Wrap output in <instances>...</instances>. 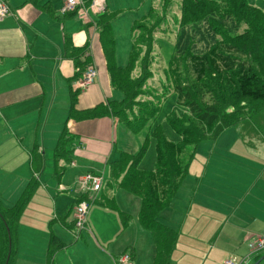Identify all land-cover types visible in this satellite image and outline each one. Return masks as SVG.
<instances>
[{"label":"crops","instance_id":"0c3cea01","mask_svg":"<svg viewBox=\"0 0 264 264\" xmlns=\"http://www.w3.org/2000/svg\"><path fill=\"white\" fill-rule=\"evenodd\" d=\"M2 1L10 7L11 15L0 20V199L11 207L32 177L39 180L40 186L13 236L14 261L48 264L50 240L55 236L65 246L49 262L61 264V254L68 253L72 241L89 238L97 249L102 248L90 225L76 238L74 208L84 191L71 196L61 176H51L62 131L67 127L75 137L70 167L108 166L119 160L123 151L137 153L147 131L138 133L142 144L136 150L128 147L127 140L137 148L139 138L111 114L70 119L72 107L79 115L124 97L113 86L111 59L98 25L100 16L84 21L76 14L64 15L60 9L65 0L58 4L51 0ZM105 7L104 12L109 9ZM116 35L114 32V60L125 68L131 47L126 46L127 58L126 52H117ZM87 59L96 65L99 75L89 88L76 92L73 103V79L80 63ZM260 114L264 120V111ZM117 126L123 134L121 142L116 139ZM250 132L262 133L263 137H250ZM34 148L39 150L42 166L37 173L32 168ZM180 188L174 198L182 192L187 199L182 205L177 201L171 204L168 222L163 220L180 233L169 264L177 248L186 255L183 264H223L234 253L248 257L255 238L264 235L263 121L250 119L247 125L225 129L216 140L202 141ZM65 198L69 206L60 205ZM70 209L72 218L70 214L64 219ZM54 221L59 225H52ZM131 252L134 262L136 249L131 248ZM112 256L116 263L117 256ZM154 256L155 250L151 264Z\"/></svg>","mask_w":264,"mask_h":264},{"label":"trees","instance_id":"16d2710c","mask_svg":"<svg viewBox=\"0 0 264 264\" xmlns=\"http://www.w3.org/2000/svg\"><path fill=\"white\" fill-rule=\"evenodd\" d=\"M92 1L85 2L89 5ZM163 3L162 11L166 16L171 4L174 10V1L161 0ZM155 10L151 5L148 14L142 19L140 26L146 28L143 34L150 30L149 25L153 26L150 21L154 20L152 15ZM179 11V15L175 13L174 21L180 33L173 42L174 49L165 69L176 96V104L189 111L187 122H178L175 117L169 120L167 115L172 128L180 135L179 142L169 140L161 125L152 127V121L160 111L161 101L168 93L164 84L161 90L157 86H148L152 76L150 64L156 57L153 54L155 50L148 55L149 44L146 39H140V44L131 47L127 66L118 67L114 60V31L105 12L98 15V25L111 59L109 70L113 86L124 97L107 105L101 104L84 114L78 115L73 107L70 112V119L78 120L111 114L134 134L147 131L142 148L137 153L123 151L119 160L111 163L110 171L119 179L118 185L123 190L137 194L142 199L138 219L140 225L149 230L153 237L155 256L152 264L170 263L180 233L162 222L160 216L164 209L170 207L182 186L198 145L205 140H216L229 127L243 124L246 120L243 115L264 111V10L248 0H223L221 4L214 0H181ZM69 14L77 15V11ZM155 20H160L158 27L161 30L160 26L165 20ZM190 28L192 31H189ZM155 31L152 34L158 33ZM154 40L152 38V42ZM144 53L146 55H141ZM139 61L140 69L139 66L137 68ZM90 64L93 63L88 59L81 62L80 71L73 80L81 77ZM139 70L141 73H135ZM143 90H148L146 96ZM78 91H71L73 99ZM156 94L159 95L158 99ZM142 97L147 99L148 107L146 110L141 108L137 115L134 107L139 106L137 102ZM137 116L141 119H137ZM151 137L155 139L156 166L153 170H141L139 163ZM74 140L75 137L65 127L54 154V174L57 178L72 161ZM32 168L35 173L42 170L38 148L32 152ZM39 186V180L32 177L13 206L6 207L0 200V264H17L13 256V236ZM84 199H89L88 192L82 193L77 202ZM105 203L119 213L123 226H128L131 215L113 201L110 203L105 200ZM71 210L64 219L70 215ZM64 246L55 236L51 237L48 264ZM263 255L264 252L258 254L255 261Z\"/></svg>","mask_w":264,"mask_h":264},{"label":"rangeland","instance_id":"374dc122","mask_svg":"<svg viewBox=\"0 0 264 264\" xmlns=\"http://www.w3.org/2000/svg\"><path fill=\"white\" fill-rule=\"evenodd\" d=\"M51 1H53L55 4H58L62 0ZM173 1L174 10L173 4H171L169 11H172H168L166 16L163 15L162 8L164 3L161 4V0H105V5L109 6V9L105 13L107 14L108 21L110 22L113 31L117 32V52H120L121 54L126 52L125 58H127L128 54L126 46L132 47L134 44H140V39H146V42H148V55H150V53L155 50L153 54H155L156 57L155 61L150 64L152 76L148 81V86H157L158 89L160 88V90L165 86L168 89V93L166 94L165 99L161 101L160 111L156 118L152 121V127L161 125L163 132L169 140L179 142L180 135L174 131L172 128V123L169 120H171V117H175L178 122H187L189 111L186 107L178 106L176 104V96L173 92L172 84L167 79L165 72L167 61L169 60L174 49L173 42L175 39H177V36L180 33V28L176 21H174V16L175 13L178 15L180 14L179 10L181 0ZM214 1L221 4L223 0ZM248 2L264 10V0H248ZM151 5L156 9L152 15L154 20L150 21L153 26L149 25V27H151L150 30H148L146 34H143L146 28H142L140 25H142V19L148 14ZM155 19L165 20V23L160 26L161 30H159L158 27L160 20ZM154 29H156L158 32L155 35L152 34ZM189 31H192L191 28ZM152 38L155 39L154 42H152ZM141 55H146V53ZM144 59H146L145 56ZM140 63L141 61L137 62V68L139 66V69L141 65ZM135 73L138 74L141 72L139 70V72L136 71ZM137 74L133 77H136ZM163 91H165V89ZM147 93L148 90H143L144 96H146ZM158 98L159 95L156 94V99ZM146 100L143 97L138 100L139 102H137V104L139 106L134 107V112L137 115L139 114V110L141 108L146 110V106L148 107ZM231 110L232 109H229V111ZM260 113L261 112L243 115L246 120L241 125H247L250 119H254V121L257 123H261L262 121L264 123ZM167 115L169 116V120ZM136 118L141 119V117L138 116ZM134 123H136V120ZM116 132V139L118 138L119 142H121L123 139V134L121 133L119 127ZM132 135L133 137H137L136 139L140 137L139 134ZM254 135H256L255 138H260L259 136L263 137L262 133L255 132H250L248 136L253 137ZM139 140L140 143L136 144V146H139L137 148L134 145H130L131 140H127L129 142L127 144L128 147L139 150L141 148L142 139L139 138ZM134 143L135 142H133V144ZM106 166H101L100 164H98V166H89L87 164H79L73 167L67 166L61 175L60 181L69 189L68 193H70L71 196L84 189L82 178L87 174H96L102 178L101 191L98 194L94 192L88 193V198L92 202L93 206L89 210V223H87V225L91 226L99 238L100 244L102 246V248H98L100 253L95 247L93 240H90L89 238H83L76 242L72 241L74 244L73 247L69 249L68 253L61 254V264H116L113 256L111 257V254L117 257L126 253L132 254L131 248L133 247L136 249V258L131 264H151L152 262L154 252L153 237L149 230L144 229L140 225L138 219V213L141 208L142 199L137 194L123 190L118 185L119 179L111 174L110 164L107 167ZM155 166V139L151 137L150 144L147 147L141 162L139 163V168L141 170L148 171L155 169ZM46 172L48 173V171ZM51 176L53 177L54 173ZM11 177L12 176L10 175L7 178L8 181L11 180ZM186 199V195H184L182 192H179L178 198H174L171 204L177 201V204L182 205ZM105 200H108L110 203L113 201L121 210L131 215L127 227L123 226L119 213L116 210L111 209V205L106 204ZM59 203L62 206H69L67 198L60 200ZM67 211L68 209L66 212ZM169 213L170 212L168 211V208L164 209L161 212L160 220L162 222L163 220L168 222ZM70 214L72 218V213ZM52 225H59V223L54 221ZM101 251H104L102 253L105 257H103L101 254ZM235 256L241 260L242 257L244 258L246 255H243L242 253H234L232 256L229 255L226 258L228 259ZM185 259L186 255L179 252V249L177 248V253L173 256L171 264H183ZM251 261L252 264L256 262L253 259ZM57 262L60 263L58 260ZM260 264H264V260Z\"/></svg>","mask_w":264,"mask_h":264},{"label":"built area","instance_id":"2783aa9c","mask_svg":"<svg viewBox=\"0 0 264 264\" xmlns=\"http://www.w3.org/2000/svg\"><path fill=\"white\" fill-rule=\"evenodd\" d=\"M105 0H93L91 4L87 5L85 1L80 0H65L61 12L66 15L70 12L77 11V15L87 21L90 16L99 15L105 10ZM11 15V10L8 4L0 0V20ZM99 75V71L95 64L87 66L82 76L73 82L74 91L87 89L93 85ZM84 183L83 191L99 193L102 189V178L96 174H87L82 178ZM92 207L90 199H84L77 202L74 208L73 221L74 227L77 231L76 238L88 230L87 215ZM264 251V235L257 236L251 246V252L248 257L237 260L234 257L228 258L224 261V264H249L252 256H257ZM132 254L126 253L116 258V264H131Z\"/></svg>","mask_w":264,"mask_h":264},{"label":"water","instance_id":"95a60500","mask_svg":"<svg viewBox=\"0 0 264 264\" xmlns=\"http://www.w3.org/2000/svg\"><path fill=\"white\" fill-rule=\"evenodd\" d=\"M264 260V255L253 264H260Z\"/></svg>","mask_w":264,"mask_h":264}]
</instances>
